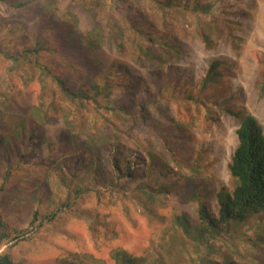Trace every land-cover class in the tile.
I'll return each instance as SVG.
<instances>
[{"label": "rangeland", "instance_id": "rangeland-1", "mask_svg": "<svg viewBox=\"0 0 264 264\" xmlns=\"http://www.w3.org/2000/svg\"><path fill=\"white\" fill-rule=\"evenodd\" d=\"M180 1L0 0V134L20 117L40 134L0 176V216L18 230L0 253L16 264H116L115 248L188 264L176 218L198 223L200 203L216 212L228 186L238 119L226 109L264 129V0ZM53 75L83 95L64 96ZM85 145L105 180L115 168L123 175L99 184L75 171ZM221 237L209 259L264 264V214Z\"/></svg>", "mask_w": 264, "mask_h": 264}, {"label": "trees", "instance_id": "trees-1", "mask_svg": "<svg viewBox=\"0 0 264 264\" xmlns=\"http://www.w3.org/2000/svg\"><path fill=\"white\" fill-rule=\"evenodd\" d=\"M174 0H163L162 8L166 9ZM180 1V0H178ZM182 2V1H180ZM187 2L183 0V4ZM205 43L208 45L209 38L204 35ZM207 41V42H206ZM40 48H31L29 53L36 54ZM141 50L147 52L141 46ZM1 52V50H0ZM14 58V57H13ZM37 67L43 72L49 73V69L35 62ZM218 65L217 61H212L204 82L213 81L216 75L214 71ZM58 88L64 96L71 99H76L83 95L81 92L71 91L64 81L57 75L52 76ZM257 87L260 92H264V73L257 81ZM226 112L238 119V127L236 129V146L230 155L227 163V172L229 176L228 186H221L216 192L214 199L216 200V212H209L207 208L200 203L197 215L198 223H193L185 216L176 218L177 226L182 230L183 238L192 245V252L188 257V264H220L214 259H209V256H220L221 251H218L219 246H215L216 239H221L222 235L226 233L232 225L241 224L249 215L264 214V129L258 119L248 112H236L231 109H226ZM29 118H22L17 124V127L11 129H4L0 134V176H7L8 170L17 163H22L26 160V156L22 153V149L31 148V144L39 137V132L34 126L27 127ZM34 127V128H33ZM30 128V129H28ZM85 155L81 160L72 162L76 165L75 171L85 169L90 173L91 181L99 184H112L113 176H122L115 168L118 162L113 161L114 171L111 172L107 179H104V169L99 158L94 157L95 148L85 145ZM115 151L118 150L114 147ZM111 159L107 160L110 162ZM103 159V163H107ZM126 163V162H124ZM3 165L8 166L7 172H1ZM59 167V162H57ZM67 176L60 175L61 181H67ZM90 184L85 186L88 191ZM2 191V184H0V193ZM39 191L32 193L33 199L39 195ZM42 194L45 191L41 192ZM54 202V199L51 198ZM1 203V194H0ZM51 214L48 219H53ZM37 218V212L34 211L30 223H33ZM10 227L2 220L0 216V241L9 238L11 234L18 232L16 229H9ZM6 230H11L6 232ZM13 237L17 239L18 234ZM218 247V248H217ZM223 255V254H222ZM110 257L116 264H166L160 258H153L148 256H132L123 249L115 248L110 251ZM226 255L223 256L222 264H238L234 261H229ZM0 264H16L11 255L7 252L0 253Z\"/></svg>", "mask_w": 264, "mask_h": 264}]
</instances>
